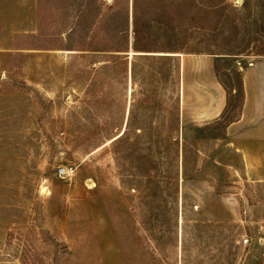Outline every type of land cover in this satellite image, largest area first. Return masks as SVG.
I'll return each instance as SVG.
<instances>
[{"label":"rangeland","instance_id":"rangeland-1","mask_svg":"<svg viewBox=\"0 0 264 264\" xmlns=\"http://www.w3.org/2000/svg\"><path fill=\"white\" fill-rule=\"evenodd\" d=\"M247 72L264 0H0V264H264Z\"/></svg>","mask_w":264,"mask_h":264},{"label":"crops","instance_id":"crops-1","mask_svg":"<svg viewBox=\"0 0 264 264\" xmlns=\"http://www.w3.org/2000/svg\"><path fill=\"white\" fill-rule=\"evenodd\" d=\"M224 133L234 160L227 166L247 182L264 183V79L244 74L239 115L225 125Z\"/></svg>","mask_w":264,"mask_h":264},{"label":"built area","instance_id":"built-area-1","mask_svg":"<svg viewBox=\"0 0 264 264\" xmlns=\"http://www.w3.org/2000/svg\"><path fill=\"white\" fill-rule=\"evenodd\" d=\"M56 171L59 176L67 177L73 173L74 167L72 165L61 166V167H58ZM243 242H246V239H244Z\"/></svg>","mask_w":264,"mask_h":264}]
</instances>
